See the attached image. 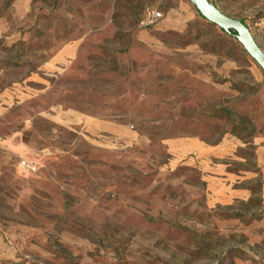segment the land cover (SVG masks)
Instances as JSON below:
<instances>
[{
	"label": "rangeland",
	"instance_id": "1",
	"mask_svg": "<svg viewBox=\"0 0 264 264\" xmlns=\"http://www.w3.org/2000/svg\"><path fill=\"white\" fill-rule=\"evenodd\" d=\"M0 264H264V73L185 0H0Z\"/></svg>",
	"mask_w": 264,
	"mask_h": 264
},
{
	"label": "water",
	"instance_id": "2",
	"mask_svg": "<svg viewBox=\"0 0 264 264\" xmlns=\"http://www.w3.org/2000/svg\"><path fill=\"white\" fill-rule=\"evenodd\" d=\"M205 21L231 35L264 73V51L254 40L249 28L239 19L224 14L211 0H185Z\"/></svg>",
	"mask_w": 264,
	"mask_h": 264
},
{
	"label": "built area",
	"instance_id": "3",
	"mask_svg": "<svg viewBox=\"0 0 264 264\" xmlns=\"http://www.w3.org/2000/svg\"><path fill=\"white\" fill-rule=\"evenodd\" d=\"M160 17H161V14L159 12H154V11H148L146 15V19L149 23H153L154 21L158 20V18ZM23 165H25V163ZM25 166H28V165H25Z\"/></svg>",
	"mask_w": 264,
	"mask_h": 264
},
{
	"label": "crops",
	"instance_id": "4",
	"mask_svg": "<svg viewBox=\"0 0 264 264\" xmlns=\"http://www.w3.org/2000/svg\"><path fill=\"white\" fill-rule=\"evenodd\" d=\"M191 144H192L193 146H194V145H195V146H199V147L202 146V145H200L199 143H198L199 145H197V144H195L194 142H191Z\"/></svg>",
	"mask_w": 264,
	"mask_h": 264
},
{
	"label": "trees",
	"instance_id": "5",
	"mask_svg": "<svg viewBox=\"0 0 264 264\" xmlns=\"http://www.w3.org/2000/svg\"><path fill=\"white\" fill-rule=\"evenodd\" d=\"M198 14V13H197ZM199 16V15H198ZM242 23H244L245 24V22L243 21V20H240ZM246 25V24H245ZM247 26V25H246Z\"/></svg>",
	"mask_w": 264,
	"mask_h": 264
}]
</instances>
